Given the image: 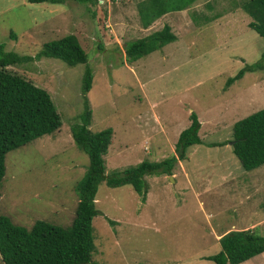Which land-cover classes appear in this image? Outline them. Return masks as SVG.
Masks as SVG:
<instances>
[{
    "label": "rangeland",
    "instance_id": "rangeland-1",
    "mask_svg": "<svg viewBox=\"0 0 264 264\" xmlns=\"http://www.w3.org/2000/svg\"><path fill=\"white\" fill-rule=\"evenodd\" d=\"M142 1L87 6L0 0V43L27 57L7 71L44 89L61 121L51 134L5 154L0 214L25 229L38 220L64 230L72 222L73 187L88 165L69 130L81 112L84 67L38 52L46 42L74 35L92 73L88 128L112 131L103 155L106 176L142 160L176 158L175 143L191 112L203 142L176 158L170 174L145 176L144 201L128 185L100 182L88 264H213L203 257L219 251L218 239L227 232L249 229L264 236V164L243 170L229 144L233 124L264 108V69L224 87L243 66L263 60L264 40L247 27L245 0H195L147 29L137 13ZM164 25L175 40L125 61L127 42ZM240 264H264V252Z\"/></svg>",
    "mask_w": 264,
    "mask_h": 264
},
{
    "label": "trees",
    "instance_id": "trees-1",
    "mask_svg": "<svg viewBox=\"0 0 264 264\" xmlns=\"http://www.w3.org/2000/svg\"><path fill=\"white\" fill-rule=\"evenodd\" d=\"M66 0H26L30 4H62ZM87 6H95L97 0H71ZM195 0H143L137 5L139 22L147 29L154 21L167 13L188 8ZM242 11L250 18L247 27L264 40V0H245ZM175 40L170 28L164 25L142 38L127 42L124 46L126 62H134L169 42ZM97 48L101 49L99 45ZM38 56L57 59L69 67L83 65L80 97L81 112L78 122L70 125L74 145L88 158V165L74 184L77 198L74 217L67 229L52 226L45 221H35L29 229L16 226L0 214V259L4 264H88L94 249L92 219L99 214L95 205L97 187L100 182L109 188L128 185L145 199L147 184L145 176L170 174L176 158L182 159L185 150L203 142L198 136L199 122L196 115H189L190 124L178 134L175 151L177 157H168L158 162L142 160L135 166L105 175L103 155L111 139V129L96 132L88 127L91 110L86 97L91 87L92 73L85 51L74 35H65L42 45ZM264 61V54L262 57ZM27 57L4 51L0 43V184L4 175L5 154L26 145L36 138L49 135L60 125L49 94L24 78L7 71ZM261 61V62H262ZM255 62L243 66L234 76L229 77L224 87L240 79L247 72L264 69V63ZM229 142L232 154L241 168L250 171L264 164V108L236 121L232 126ZM209 147L218 146L216 143ZM108 223L112 224L108 220ZM219 251L203 259L213 264H240L264 252V236L253 230L229 231L218 239Z\"/></svg>",
    "mask_w": 264,
    "mask_h": 264
},
{
    "label": "crops",
    "instance_id": "crops-1",
    "mask_svg": "<svg viewBox=\"0 0 264 264\" xmlns=\"http://www.w3.org/2000/svg\"><path fill=\"white\" fill-rule=\"evenodd\" d=\"M168 14V13H167ZM166 15V14H165Z\"/></svg>",
    "mask_w": 264,
    "mask_h": 264
}]
</instances>
